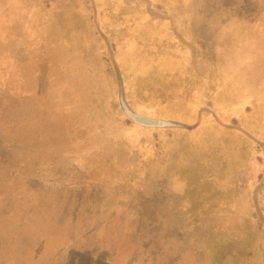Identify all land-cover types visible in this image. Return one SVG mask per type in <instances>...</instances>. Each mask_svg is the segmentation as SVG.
I'll return each mask as SVG.
<instances>
[{"label": "rangeland", "instance_id": "374dc122", "mask_svg": "<svg viewBox=\"0 0 264 264\" xmlns=\"http://www.w3.org/2000/svg\"><path fill=\"white\" fill-rule=\"evenodd\" d=\"M0 264H264V0H0Z\"/></svg>", "mask_w": 264, "mask_h": 264}]
</instances>
